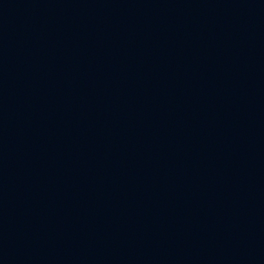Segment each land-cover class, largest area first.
Segmentation results:
<instances>
[{"label":"water","instance_id":"95a60500","mask_svg":"<svg viewBox=\"0 0 264 264\" xmlns=\"http://www.w3.org/2000/svg\"><path fill=\"white\" fill-rule=\"evenodd\" d=\"M0 264H264V0H0Z\"/></svg>","mask_w":264,"mask_h":264}]
</instances>
